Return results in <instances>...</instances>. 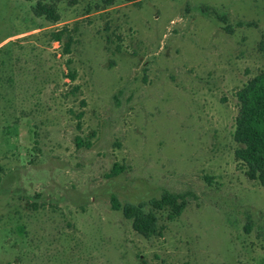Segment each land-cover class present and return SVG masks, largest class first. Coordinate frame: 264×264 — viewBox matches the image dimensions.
I'll use <instances>...</instances> for the list:
<instances>
[{
	"label": "rangeland",
	"instance_id": "rangeland-1",
	"mask_svg": "<svg viewBox=\"0 0 264 264\" xmlns=\"http://www.w3.org/2000/svg\"><path fill=\"white\" fill-rule=\"evenodd\" d=\"M47 1L60 22L0 0V264H264V187L234 138L264 0ZM164 191L188 204L158 211L160 236L112 207Z\"/></svg>",
	"mask_w": 264,
	"mask_h": 264
},
{
	"label": "trees",
	"instance_id": "trees-1",
	"mask_svg": "<svg viewBox=\"0 0 264 264\" xmlns=\"http://www.w3.org/2000/svg\"><path fill=\"white\" fill-rule=\"evenodd\" d=\"M36 1L34 12L37 16H44L52 23L61 21L57 12V4L47 0ZM133 2L136 0H126ZM105 7L115 3V0H102ZM226 21L225 17H220ZM230 29V26L227 27ZM64 30L52 33L54 40L62 42ZM73 43L71 36L65 41V53H70ZM72 78L74 76L72 75ZM239 110L236 117L234 138L240 144L236 150V158L246 167V174L250 180L258 181L264 187V71H261L237 92ZM82 114L79 116L81 117ZM78 147H90L91 142L76 138ZM120 167H116L113 173H118ZM188 200L184 194L164 191L160 198H152L148 202L121 203L117 195L112 196V207L121 210L123 215L132 222L133 229L146 238L160 236L162 226L158 211H166L168 219L180 216L185 210Z\"/></svg>",
	"mask_w": 264,
	"mask_h": 264
}]
</instances>
